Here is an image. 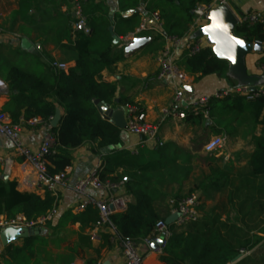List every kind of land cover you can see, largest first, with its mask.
Wrapping results in <instances>:
<instances>
[{
  "label": "trees",
  "instance_id": "trees-1",
  "mask_svg": "<svg viewBox=\"0 0 264 264\" xmlns=\"http://www.w3.org/2000/svg\"><path fill=\"white\" fill-rule=\"evenodd\" d=\"M214 1L121 0V11L136 10L143 4L144 13L148 16L159 14L168 38L183 39L188 36L193 25V11L197 6L210 5ZM100 10L99 5L87 3L84 6L91 33L76 35L74 50L78 53V58L75 67L69 69L68 73L52 70V79L41 74H29L15 67L9 70L5 81L10 90V99L5 111L18 124L21 120L33 119L51 123L57 108L63 110L58 127L52 128L57 144L55 153L48 157V172L51 176L71 167V152L85 144L93 143L97 145L98 151L106 150L108 153L103 156L100 178L113 183L125 181L127 193L135 200L125 211L112 215L111 223L120 240L138 244L143 240H151L158 221H166L168 218L158 210L159 199L154 196V192L174 182L182 183V180L189 178L190 173H186L188 167L185 163H177L179 152L175 147L163 146L152 151L142 149L137 156L119 149L123 131L105 121L99 113L95 101L111 105L117 93V85L106 82L102 72L118 60L116 46L109 31L113 21L107 15L102 18L95 17ZM119 20L124 27V34L134 32L140 24V13H135L131 19L120 17ZM236 33L248 42L264 43V30L261 25L238 26ZM259 64L264 65V54ZM183 65L188 75L197 76L196 80L213 75H226L228 71V63L219 60L211 48H205L194 57L185 58ZM130 104L133 103L124 99L119 101L121 106ZM210 113L211 118L218 119L228 116L237 120L246 116L254 132L260 128L259 134L254 136L256 149L249 160L252 179L249 178L245 184L249 187L257 179L264 181V97L250 102L242 96L213 100L210 103ZM203 119L202 115L196 117L192 114H188L186 118L187 121L199 123ZM212 130L216 134L222 132L217 127ZM210 168L211 173L199 185V190L219 191L233 185L232 177L224 167ZM17 187L15 182H4L0 179V216L13 218L23 214L30 220H36L46 216L58 205V199L50 193L41 197L35 193L19 192ZM68 218L95 223L99 217L96 209L88 207L77 217L71 213L65 214L58 225H62ZM53 223L54 220L48 222V225L52 226ZM171 229L173 235L167 240L160 254V261L164 264H230L240 255L239 247L251 251L260 242L257 239L240 243L234 235L233 227L227 225L210 226L208 223L199 222L183 231H177L174 226ZM44 243L40 235H35L25 239L22 247L8 246L6 252L13 251L11 254L16 256L17 264H40L38 259L35 262L33 260L39 255L37 248L44 246Z\"/></svg>",
  "mask_w": 264,
  "mask_h": 264
},
{
  "label": "crops",
  "instance_id": "crops-1",
  "mask_svg": "<svg viewBox=\"0 0 264 264\" xmlns=\"http://www.w3.org/2000/svg\"><path fill=\"white\" fill-rule=\"evenodd\" d=\"M89 3L101 7L95 17L102 18L107 15L113 21L111 26L114 27V32L120 39V43L115 49L118 60L102 72V77L106 82L117 85V93L110 106L114 110L122 109L125 114V106L119 105V102H115L116 100L124 99L142 106L147 112L148 122L159 127L160 138L164 146L177 148L179 152L177 154L180 156L182 152L189 154L194 134L198 127L203 126V120L206 118L200 123L186 119L180 121L172 117L165 118L162 113L174 105L177 89L183 91L179 111H186V108L198 96L210 97L217 91L237 88V84L227 77V73L200 80H196L197 76L188 75L191 79L188 86H183L172 77H168L161 83H149L148 78L157 73L159 65L158 57H154L152 52L147 49L156 46L161 50L165 44L164 37L153 30L144 32L140 37H151L152 42L129 57H126L125 51L120 48L122 40L133 33L124 34V27L119 20L120 17L123 18L124 14H130L128 19H131L135 13H140V23L142 18L146 17L150 19L151 28H155L156 25L152 21L151 15L148 16L144 13L143 6L145 5L141 4L140 8L136 10L130 9L122 12L121 0H88ZM230 9L236 16H243L255 11L264 13V0H231ZM73 21L74 13L70 0H0V77L5 80L9 70L15 67L29 74H41L45 78L53 79L52 64L54 62L66 64L69 69L74 68L78 53L74 50L75 38L70 33ZM202 27L201 25L192 30L191 26L188 35L191 37ZM201 39L205 40L207 48L212 47L208 43L207 37ZM185 41L186 39H183L182 44ZM180 51L178 64L185 71L183 65L185 54L182 50ZM262 54L264 51L247 57V69L251 77H264L259 64ZM68 72L69 70L66 73ZM261 87L264 88V85L258 88ZM9 99L10 95L0 96L1 112L7 113L5 107ZM57 109H60L62 118L63 110L60 107ZM210 114L209 111V118ZM209 118L206 120L207 122H209ZM22 121L26 122L22 127V140L29 149L37 151L44 137L48 133H52L51 123L45 122L33 127L27 124L29 121L21 120L19 123ZM122 131V142L119 149L132 154V150L142 139L128 133L126 129ZM259 131L260 128L256 132L250 128L248 132H244L245 134L238 131L234 135L235 131L230 134L234 137L232 140L234 144L230 138L222 136V132L219 133L218 136L225 139V145L214 156L222 158L226 163L224 168L230 173L233 185L226 186L219 191L211 189L203 192L211 194L224 189H231L233 192V196L228 197L224 202H218V207H214L206 215L203 214L202 201L200 214L204 223H208L210 226L233 227L234 235L240 243L244 240L251 242L260 240L259 244L251 251L239 247L240 254H243L244 257L235 264H264V181L257 179L249 187L245 184L249 178L252 179L249 160L256 149L254 136L258 135ZM96 147V144L89 143L71 152L72 165L67 169L68 182L66 186L57 189L59 214L54 219L52 226L47 223L39 228V235L45 245L37 248L39 255L33 262L38 259L40 264H123L122 249L119 240L114 237L112 231L98 229L96 222L84 223L69 218L65 219L62 225H58L59 220L67 213H71L74 217L83 213L75 211V207L81 199L75 192V186L99 166L102 167L103 156L108 152L106 150L98 151ZM142 149L155 150L153 144L139 149V153ZM0 158L9 159L11 163L9 175H5L0 167V179L4 182L17 183L19 192L45 196L46 193L40 189L31 166L24 159L15 155L11 142L2 136H0ZM177 163L182 164L179 160ZM128 180L126 179V181ZM186 184L188 186V182ZM181 189H186V187H180L178 189L180 193ZM175 190L174 188V192L178 191ZM244 191L248 192V196L243 195ZM125 192L130 204H133L134 198L127 191ZM87 194L102 198L107 193L88 191ZM167 203L168 201L161 205L157 204L158 210L164 216L168 214ZM215 209H217L216 212H214ZM0 217L7 218L6 215ZM24 240L15 241L10 245L22 247ZM152 240H143L137 244L139 251L145 257L144 264H164L160 261L162 249L153 251L150 246ZM7 247H4L0 241V264H17L16 256L11 254L13 251L6 252Z\"/></svg>",
  "mask_w": 264,
  "mask_h": 264
},
{
  "label": "built area",
  "instance_id": "built-area-1",
  "mask_svg": "<svg viewBox=\"0 0 264 264\" xmlns=\"http://www.w3.org/2000/svg\"><path fill=\"white\" fill-rule=\"evenodd\" d=\"M74 21L71 25L72 35L75 38L77 34L89 35L91 33V27L88 23L87 17L84 13V6L88 3V0H70ZM227 6L230 8L229 0H215L210 5H199L193 11L194 22L192 30L195 27L205 26L208 21L206 20L207 13L218 7ZM236 16V15H235ZM130 14L123 15V19H128ZM239 26L246 25L248 27L261 25L264 30V13L261 11H255L243 16H236ZM152 21L155 23V28H151L150 19L144 17L141 20L139 27L132 33L131 36L122 40L120 48L125 51L134 43L136 37H140L144 32L153 30L158 32L165 39V44L161 48L158 55L159 69L156 74L148 78L149 83H161L168 77H172L178 80L183 86H188L191 83V79L180 65L178 60L182 50L185 58L194 57L207 48V44L204 39L192 40L187 36L183 39L186 41L182 44L183 39L168 38L163 30V21L158 13L151 15ZM158 30V31H157ZM260 43V42H259ZM182 44V48H181ZM264 51V43H260ZM262 75L264 76V65H260ZM52 69L58 71L69 70L68 66L63 63L54 62ZM179 89V88H178ZM177 89L174 105L163 111L165 118H176L180 121H184L188 114L193 116H203L209 118L210 103L213 100L221 101L228 98H235L236 96L245 97L250 102L259 97H264V88H257L255 92H250L248 87L234 88L232 90L217 91L213 96L200 95L195 98L191 104L186 108V111H179V104L183 98V91ZM10 95L8 84L4 79L0 77V96ZM125 119H126V131L132 135L140 137L142 140L137 147L132 150V155L139 154V149L146 148L148 144H153L154 149H158L164 146L159 134V127L152 125L148 122V116L145 109L137 104H130L125 106ZM14 123L10 116L0 111V136L8 139L14 148V153L17 157L24 159V161L31 166L36 178L37 183L45 193H50L53 197L58 199V188L66 186L68 182L67 169L55 176H51L48 172L49 162L48 157L55 153V147L57 140L54 134L48 133L37 151H32L22 140V127L23 124ZM42 120L33 119L27 122L28 125L37 126L44 124ZM225 145V139L221 136L211 138L203 148L204 153L209 155H215L220 152ZM138 148V149H137ZM10 160L0 158V167L5 175L10 174ZM101 166L91 172L88 176L81 179L75 186V192L80 196V202L75 207L77 213L84 212L88 207H93L98 211V221L96 227L98 229H108L113 232L114 237L119 240L124 262L123 264H144L145 257L141 254L137 244L131 241H122L118 238L115 228L111 223V216L125 211L130 205L129 198L126 194L125 181L113 183L111 181H103L100 178ZM88 191H94L97 193H107L102 198H97L87 194ZM168 214L178 215L176 222L171 225L174 226L177 231H183L192 224L201 222L200 209L202 206V199L197 192H191L180 198L170 199L167 203ZM59 214L58 205L55 206L44 217L36 220H30L23 214H18L13 218L0 217V233L7 228L14 229H28L29 231L39 229L50 221L57 218ZM171 226L166 224L165 220H160L155 226L153 240L161 238L164 241V245L167 240L173 235Z\"/></svg>",
  "mask_w": 264,
  "mask_h": 264
},
{
  "label": "water",
  "instance_id": "water-1",
  "mask_svg": "<svg viewBox=\"0 0 264 264\" xmlns=\"http://www.w3.org/2000/svg\"><path fill=\"white\" fill-rule=\"evenodd\" d=\"M207 25L198 29L192 36V40L207 37L208 43L212 46L211 49L219 60L228 63L227 77L237 84V88L248 87L250 92H255L259 86L264 85V77H255L249 75L247 69V57L262 53L263 47L260 43H251L237 35L238 20L232 10L227 6H218L210 10L206 15ZM109 31L113 37L115 46L119 45L120 39L114 32V27L111 26ZM152 42L151 37H136L134 43L125 49V56L129 57L146 47ZM191 91L192 89H188ZM116 103L119 101L116 100ZM98 111L102 118L110 123H113L120 130L126 129L125 113L122 109H112L110 105L102 104L99 100L95 101ZM61 121V111L56 110L55 116L51 121V127L57 128ZM178 218V215H171L166 219V224L173 225ZM40 230L35 229H14L7 228L0 233V241L4 247L11 243L27 239L31 236L39 235ZM150 246L153 251H159L164 246V241L161 238L150 241ZM244 257L243 254L238 255L232 264L237 263Z\"/></svg>",
  "mask_w": 264,
  "mask_h": 264
},
{
  "label": "rangeland",
  "instance_id": "rangeland-1",
  "mask_svg": "<svg viewBox=\"0 0 264 264\" xmlns=\"http://www.w3.org/2000/svg\"><path fill=\"white\" fill-rule=\"evenodd\" d=\"M230 3L231 0H229V4ZM147 51L152 52L154 57H158L160 48L156 46L149 47ZM206 120L208 119L203 120V126L198 127L197 131L194 134L191 142L192 145L190 153L187 154L186 152H182L181 156L179 155V161L183 164L185 163L186 167H188V169H186L185 171L186 173H190L189 178L187 180H182V183L174 182L166 186H162L161 190L159 191H155L154 196L159 199L158 203L160 205L164 204L165 201L167 202L170 199L180 198L191 192H197L198 194H200L203 201V214L206 215L214 207H218V202H224L228 199V197L233 196V192L231 189H224L218 193L211 194L210 192L208 194H204L201 190L198 189L199 185H201L205 181L206 177L210 175V167H226V163L222 158L204 153L203 148L204 145L212 137L220 135L213 132L212 129L214 127L222 130V136H226L232 141L234 137L230 134H233L235 131L236 133L234 135H236L238 131H241L243 133L248 132L250 130V121L246 116L239 117L237 120H234L232 117L228 116H224L220 119L210 117L209 122H207ZM206 126H208V128H206ZM187 182L188 186L186 184ZM175 185H177V187H174ZM169 187L173 190H171ZM180 187H186V189H181L182 191L180 193V190H178ZM174 188L176 189L175 191H178L174 192ZM247 193V191H244L243 195L248 196ZM216 210L217 209H215L214 212H216ZM202 223L204 224L203 220H201V224Z\"/></svg>",
  "mask_w": 264,
  "mask_h": 264
}]
</instances>
